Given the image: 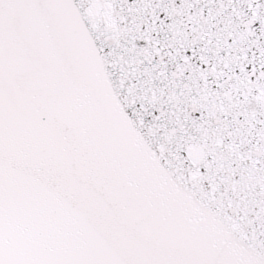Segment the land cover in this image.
Returning a JSON list of instances; mask_svg holds the SVG:
<instances>
[{
    "label": "snow or ice",
    "instance_id": "1",
    "mask_svg": "<svg viewBox=\"0 0 264 264\" xmlns=\"http://www.w3.org/2000/svg\"><path fill=\"white\" fill-rule=\"evenodd\" d=\"M0 264H264V0H0Z\"/></svg>",
    "mask_w": 264,
    "mask_h": 264
}]
</instances>
